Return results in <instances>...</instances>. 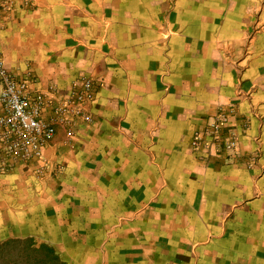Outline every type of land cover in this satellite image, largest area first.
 <instances>
[{
    "label": "crops",
    "instance_id": "0c3cea01",
    "mask_svg": "<svg viewBox=\"0 0 264 264\" xmlns=\"http://www.w3.org/2000/svg\"><path fill=\"white\" fill-rule=\"evenodd\" d=\"M0 56L18 80L99 81L92 122L46 149L58 175L0 174L8 237L43 224L66 264H264V0H14ZM229 105L240 156L200 161L188 133Z\"/></svg>",
    "mask_w": 264,
    "mask_h": 264
},
{
    "label": "built area",
    "instance_id": "2783aa9c",
    "mask_svg": "<svg viewBox=\"0 0 264 264\" xmlns=\"http://www.w3.org/2000/svg\"><path fill=\"white\" fill-rule=\"evenodd\" d=\"M12 1L0 0V17L8 15ZM98 84L86 75L77 77L68 86L53 80L41 83L32 76L18 80L0 56V174L17 165H33L38 178L58 175L61 168L47 160L46 149L59 130L65 143L72 145L78 130L92 122L89 104L95 98ZM234 108L229 105L227 112L220 109L191 133L190 147L200 160L224 158L232 162L240 156L242 133L237 126H228ZM248 125L245 120L239 123L242 128Z\"/></svg>",
    "mask_w": 264,
    "mask_h": 264
},
{
    "label": "trees",
    "instance_id": "16d2710c",
    "mask_svg": "<svg viewBox=\"0 0 264 264\" xmlns=\"http://www.w3.org/2000/svg\"><path fill=\"white\" fill-rule=\"evenodd\" d=\"M0 264H66L47 244L32 238L9 239L0 243Z\"/></svg>",
    "mask_w": 264,
    "mask_h": 264
},
{
    "label": "rangeland",
    "instance_id": "374dc122",
    "mask_svg": "<svg viewBox=\"0 0 264 264\" xmlns=\"http://www.w3.org/2000/svg\"><path fill=\"white\" fill-rule=\"evenodd\" d=\"M20 1H23V0H20ZM28 1H29V3H31L32 1H38V0H28ZM107 1H112V0H107ZM124 2L126 3L127 1H124ZM180 2H182L184 4L183 6L185 7V10L186 11H188V9L193 10L190 14L194 15L196 13V15H197V11L199 12L198 9H199L200 5H199V2L198 1H180ZM171 13L177 14L178 13V9L175 8V7L174 8H171ZM194 22H195V20L192 18V20L189 23L190 24H194ZM189 65H192V63H189ZM193 78H194L193 71H191L190 69H187L186 70V79L193 80ZM98 86H99V84H98ZM190 136H191V134L188 133V141H187V144H188L189 147H190ZM190 149H191V147H190ZM192 153H194V152L192 151ZM251 159L254 161L255 158H251ZM2 219H3V215L0 213V243L5 242L6 240H9V239L32 238L37 244H41L42 243V244L49 245L47 242H45L43 240L44 239L43 237H40L38 235V232L40 231V229L38 230L37 228H40V226H42L43 224L38 225L39 227H37L35 229V232L36 233L34 232V230L32 228L29 231H27L28 233L26 235H19L18 232L17 233L15 232L16 234H14V231H13L12 232V235H10V237H8L9 236L8 226H9L10 223H7V221L3 222ZM28 226H31V225H28ZM34 226H35V223H34ZM43 233H44L43 235L46 236V235H48V233H50V231L43 230Z\"/></svg>",
    "mask_w": 264,
    "mask_h": 264
}]
</instances>
